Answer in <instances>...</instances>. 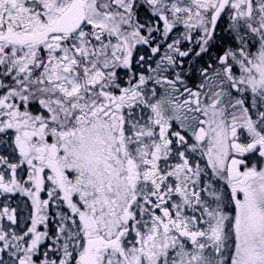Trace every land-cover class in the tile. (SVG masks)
<instances>
[{
	"label": "snow or ice",
	"instance_id": "snow-or-ice-1",
	"mask_svg": "<svg viewBox=\"0 0 264 264\" xmlns=\"http://www.w3.org/2000/svg\"><path fill=\"white\" fill-rule=\"evenodd\" d=\"M0 264H264V0H0Z\"/></svg>",
	"mask_w": 264,
	"mask_h": 264
}]
</instances>
